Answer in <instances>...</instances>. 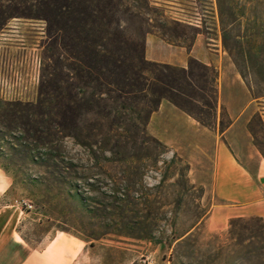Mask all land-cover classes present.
Wrapping results in <instances>:
<instances>
[{
    "label": "rangeland",
    "instance_id": "rangeland-1",
    "mask_svg": "<svg viewBox=\"0 0 264 264\" xmlns=\"http://www.w3.org/2000/svg\"><path fill=\"white\" fill-rule=\"evenodd\" d=\"M158 1L159 6L167 3L169 16L204 20L203 49H219L224 57L218 68V126L230 117L229 136L242 147L249 137L254 144L248 129L252 121L264 147V96L254 98L239 71L240 66L255 65L264 92V0H221L224 22L217 0ZM0 4L9 6L13 16L6 18L0 31V203L7 205L9 226L22 237L17 239L30 249L43 247L54 236L78 238L94 253L92 264H166L168 260L170 264H249L240 258V247L234 252L229 241L208 238L211 232L203 227L201 238L183 246L172 238L170 223L177 210L179 234L198 215L205 220L213 205L221 203L205 192L212 185V157L198 155L197 150L196 156H189L190 162L169 147L163 158L169 160L176 152L190 165V181L203 188V194L196 190L198 198L182 192L178 208L173 201L176 188L170 185L173 174L162 182L166 164L160 162L155 168L149 159L134 160L127 163L133 170L126 173V163L108 159L99 149L96 156L66 131H58L50 106L39 105L44 74L53 72L55 51L48 22L31 15L37 12L38 0H0ZM148 37L165 40L157 31ZM22 76L31 80V89L20 96L9 84ZM170 108L158 115L165 124L179 114ZM160 120L157 125L163 132ZM94 121L93 116L82 125ZM147 131L154 135L149 127ZM145 199L159 201L154 219L144 216L148 209L143 203L140 211L130 203ZM152 221L154 225L148 227ZM151 231L154 238L147 237Z\"/></svg>",
    "mask_w": 264,
    "mask_h": 264
},
{
    "label": "trees",
    "instance_id": "trees-1",
    "mask_svg": "<svg viewBox=\"0 0 264 264\" xmlns=\"http://www.w3.org/2000/svg\"><path fill=\"white\" fill-rule=\"evenodd\" d=\"M158 3V0H38L37 12L31 15L48 22L47 32L55 51L53 72L50 76L44 74L39 105L50 106L58 131H66V135L90 148L96 156L99 149L108 159L126 163V173L133 170L127 163L134 160L149 159L155 168L160 162L166 164L162 182L173 174L170 185L176 188L173 201L179 208L182 192L190 197L201 196L195 195L199 188L189 179L190 165L176 152L169 160L163 158L169 147L149 134L147 127L153 113L167 100L201 125L217 129L219 74L215 66L194 57L189 58L187 67L147 58L149 33L160 32L168 43L184 46L188 51L192 50L197 35L205 34L204 20L169 16L167 3L162 6ZM217 3L224 22L222 2ZM10 13L9 6L0 4V31L6 18L13 17ZM224 45L227 46L226 42ZM239 71L252 96H264L258 68L252 64L240 66ZM93 116L95 123L82 125ZM45 122L42 118L41 123ZM231 124L230 117L227 123L221 121L220 134ZM248 129L264 156L252 121ZM199 190L203 194V188ZM158 202L130 201L137 211L143 203L148 209L144 216L151 218L160 211ZM178 215L177 210L170 223L178 247L203 236L204 215H198L177 234ZM152 225L154 221L148 227ZM148 235L154 238L152 231ZM208 238L229 241L234 252V247H240V258L249 264H264V218L260 216L232 217L225 230L211 232Z\"/></svg>",
    "mask_w": 264,
    "mask_h": 264
},
{
    "label": "crops",
    "instance_id": "crops-1",
    "mask_svg": "<svg viewBox=\"0 0 264 264\" xmlns=\"http://www.w3.org/2000/svg\"><path fill=\"white\" fill-rule=\"evenodd\" d=\"M203 41L198 34L192 50L188 51L186 47L173 45L162 38L148 37L146 56L150 60L183 67H187L189 57H194L218 69L224 60L223 52L203 49ZM9 88L22 96L23 92L30 91L31 80L22 76L19 82L10 83ZM169 106L179 114L177 119L165 124L158 115ZM159 120L163 132L157 125ZM148 127L164 144L176 148L188 160L189 156L198 154L197 150L200 151L198 155L212 157L213 180L205 192L213 193L221 203L213 205L209 211L202 224L204 230H225L232 217L264 218V156L250 137L246 146L238 147L229 136L230 127L220 134L219 126L209 129L167 100H163L159 110L153 113ZM1 193L0 190V197ZM5 207L7 205L0 203V264H92L94 253L87 249V242L78 238L54 236L43 247L27 249L25 243L17 239L22 238L18 231L10 228Z\"/></svg>",
    "mask_w": 264,
    "mask_h": 264
},
{
    "label": "built area",
    "instance_id": "built-area-1",
    "mask_svg": "<svg viewBox=\"0 0 264 264\" xmlns=\"http://www.w3.org/2000/svg\"><path fill=\"white\" fill-rule=\"evenodd\" d=\"M18 82V81H17ZM166 264H170V260H168L167 262H166Z\"/></svg>",
    "mask_w": 264,
    "mask_h": 264
}]
</instances>
